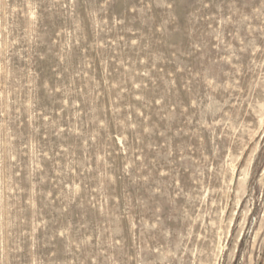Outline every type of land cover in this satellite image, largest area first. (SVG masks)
<instances>
[{
  "label": "rangeland",
  "instance_id": "1",
  "mask_svg": "<svg viewBox=\"0 0 264 264\" xmlns=\"http://www.w3.org/2000/svg\"><path fill=\"white\" fill-rule=\"evenodd\" d=\"M0 264H264V0H0Z\"/></svg>",
  "mask_w": 264,
  "mask_h": 264
}]
</instances>
